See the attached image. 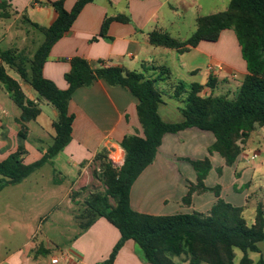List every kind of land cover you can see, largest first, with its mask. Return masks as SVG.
<instances>
[{"label":"crops","instance_id":"0c3cea01","mask_svg":"<svg viewBox=\"0 0 264 264\" xmlns=\"http://www.w3.org/2000/svg\"><path fill=\"white\" fill-rule=\"evenodd\" d=\"M54 1L58 0H4L0 4V51L20 49L9 35L13 28L17 32L24 31L25 40L22 43L26 41L27 31L37 30L34 25L48 28L57 17L55 10L48 5V2ZM76 1L63 0L64 9L69 12ZM229 2L92 0L83 6L70 28L51 45L41 74L59 90H66L65 75L73 58L86 60L92 67H119L124 71L140 73L145 79L156 80L154 86L160 92L157 107L160 119L164 123L181 122L185 91L190 84L197 83V75L203 77L197 83L202 86L200 96H217L221 84L230 86L231 77L238 83L235 90L238 89L247 73L240 58V48L231 30H223L215 42L201 41L183 53L150 44L148 35L157 31L180 42L185 41L195 31L199 17L225 11ZM106 19L111 20L101 36ZM198 57L203 60L197 61ZM202 65L203 70L200 69ZM215 65H221L222 71L211 73L207 70L208 66ZM209 77L215 79L213 89L206 86ZM18 83L26 99L39 104L36 92L28 84ZM181 84L185 87L175 96ZM0 90L11 101L2 85ZM137 106L138 100L128 89L111 85L103 79H96L71 94L67 112L73 120L68 144L20 183L0 189V264H41L44 261L41 256L50 249L38 241L37 235L42 223L48 219L43 217V204L48 203L51 214H55L63 203H66L68 212L85 207L84 200L92 192L86 189L92 185L88 175L91 168L99 171L101 159L109 161L112 158L123 163L124 152L120 147L123 138L143 136ZM39 108V115L25 123L24 137L19 138V109L14 111L11 107L8 110L5 102H0V161L19 152L21 163L30 165L38 162L51 146L55 135L52 124L57 113L48 103L39 104ZM257 129L249 135L231 166H226L217 153L208 152L215 141L209 131L193 127L164 134L152 163L130 188V208L137 213L154 216L206 213L217 199L214 193H194L188 205L183 203V198L188 183H196V172L189 161L207 158L211 169L203 181L204 186H219V198L232 206L241 207L244 218L247 215L245 219L251 223L258 204L264 212V151L256 149L251 154L246 153L251 144L264 145L257 140ZM261 134L264 139V132ZM261 154V163L253 165ZM253 155L255 158H252ZM44 168L48 171L50 189L43 188L38 176L31 178ZM26 181L31 185L24 187ZM72 220L80 231L67 247L61 249L59 256L51 255L50 260L56 258V264H101L106 261L120 239L118 230L102 217H96L85 229H81V222L88 220L82 213L74 214ZM17 229L23 230L25 240L12 249L11 237ZM259 244L262 243L257 244L259 251L253 253L257 256L256 261L250 256L252 252L247 253L252 264L264 260V251ZM50 260L46 264H51ZM174 261L187 264L179 258H174ZM238 261L235 262L234 257L235 264ZM111 264L150 263L144 261L138 246L127 240Z\"/></svg>","mask_w":264,"mask_h":264},{"label":"trees","instance_id":"16d2710c","mask_svg":"<svg viewBox=\"0 0 264 264\" xmlns=\"http://www.w3.org/2000/svg\"><path fill=\"white\" fill-rule=\"evenodd\" d=\"M3 1L0 0V4ZM91 1L77 0L69 12L63 7V0L48 2L57 17L48 28L34 25L43 34L44 41L31 59L16 49L0 51V85L20 111L17 123L21 131L18 137H24L25 123L33 121L40 108L37 102L26 99L7 68L57 113L52 124L55 132L53 142L38 162L22 164L19 152L0 161V189L20 183L68 144L73 120L67 112L71 94L96 79H103L111 85L128 89L138 100L137 113L143 136L123 138L120 147L124 159L119 168L101 159L99 173L106 190L103 194L91 192L84 200V215L88 221L81 225V229L89 226L96 217H102L120 234L109 258L101 264H111L127 240L138 246L144 261L150 264H177L174 258L187 264H235V249L242 254L237 264H252L247 253H257L258 243L264 246L262 206H256L253 221L248 223L241 207L232 206L219 198V186H204L203 181L211 169L207 158L189 161L196 172V183H188L183 198V203L188 205L194 193H214L217 199L206 213L169 216L137 213L129 206V192L136 178L152 163L164 134L193 127L209 131L215 141L208 152L217 153L226 166H231L255 128H264V0H230L225 11L199 17L193 34L182 42L162 32L149 33L150 44L183 53L201 41L215 42L223 30H231L245 63L247 73L231 98L226 94L200 96L202 86L190 84L181 109L183 120L178 123H164L160 119L157 113L160 92L154 86L156 80L145 79L140 73L124 71L119 67H92L86 60L73 58L65 75L66 90H59L42 76L41 69L51 45L70 28L83 6ZM110 20L104 21L101 36ZM116 20L124 21L125 18ZM214 83L215 79L209 77L206 86L213 89ZM184 87V84L178 86L175 96ZM257 264H264V260L260 259Z\"/></svg>","mask_w":264,"mask_h":264},{"label":"rangeland","instance_id":"374dc122","mask_svg":"<svg viewBox=\"0 0 264 264\" xmlns=\"http://www.w3.org/2000/svg\"><path fill=\"white\" fill-rule=\"evenodd\" d=\"M27 38L26 41L24 43L23 40H25V33L24 31H19L17 32L14 28L11 29L10 31V37L12 36V39L15 41L16 46H19V50L23 51L25 56H27L29 59L32 58L34 52L38 49V47L40 46V44L44 41V36L40 31L37 30H33V31H27ZM22 43V44H21ZM15 47V46H14ZM18 50V49H16ZM241 58V57H240ZM199 60H203L199 59V57L197 58V61ZM202 62V61H201ZM201 70H203L204 66H200ZM8 74L17 79L18 82H20L22 85H25V82H23L17 74H15L11 69L7 68ZM202 75H197L195 77V82L200 83L202 81ZM229 85L228 86L226 84H221L220 87L217 89V95H228L229 98L232 97V94L234 93V90L237 88L238 83L236 82V80L231 77L229 80ZM228 91V92H227ZM165 100H167L165 98ZM0 102H5V106L7 107V109L9 110L11 107L14 111H18L17 108L15 106H13V103L8 99V97L5 95L4 91L0 90ZM258 131V137L257 140H259V143H263L264 144V139L261 138L262 134L261 132H264V128L258 127L257 129ZM256 140V142H257ZM260 150V151H264V145H260L257 146L255 144H251L249 145V148L247 149L246 153L251 154L254 150ZM263 160V155L261 154L259 156L258 159H256L254 161V164H259L261 163V161ZM245 166H251V164H245ZM89 178L91 180V186L90 187H86V189H91L92 192L96 193L99 192L100 194H103L105 192V186L103 184V181L100 179V173L96 168H91V170L89 171ZM36 176H38V181L41 182V184H43V188L46 189H50L51 186H49V182H47V176H48V171L47 169H41L39 170L37 173L34 174L33 177L31 178H36ZM31 180V179H28ZM209 181L211 182L212 179H209ZM25 186H30L31 182L26 181V183H24ZM23 187V188H24ZM259 194L261 195L262 193L259 192ZM60 196V195H59ZM61 198V196L59 197V199ZM263 198V195L261 196V199ZM259 199V198H258ZM110 203L113 204L112 200H110ZM50 208V206L48 205V203H44L43 204V217L48 219L42 223L41 227L38 229L37 231V235H38V241L40 243H42V245L44 247H48L50 250L47 251V254L41 256L42 260L41 264H46L47 261L50 260L51 255H55V256H59L60 255V251L61 249H63L64 247H67L68 243H70V241L72 240V238L80 231L79 227L73 222L72 217L73 215H78L79 213H82V215L84 216V219H86L85 217V213L82 212L81 210H84L83 206L80 208V210L78 211H69L66 208V203H63L58 210L55 212V214H51L50 212H48V209ZM248 217L247 215H245V218ZM62 220V221H61ZM84 223V220H82L81 225ZM15 234L12 235L11 237V242H10V247L12 249H14V247H16L17 245L21 244L25 239L23 237V230H14ZM259 246L262 248V250L264 251V248L262 246V244H259ZM241 256V252L238 250H235V262L238 261L239 257ZM251 258L253 260L256 261L257 256L255 254H250ZM48 259V260H47ZM51 261V260H50ZM51 263V262H50Z\"/></svg>","mask_w":264,"mask_h":264},{"label":"built area","instance_id":"2783aa9c","mask_svg":"<svg viewBox=\"0 0 264 264\" xmlns=\"http://www.w3.org/2000/svg\"><path fill=\"white\" fill-rule=\"evenodd\" d=\"M207 70L210 71L211 73H217V72L222 71V66L221 65L208 66ZM252 158H255V155H253ZM109 163L113 167H117V166L122 165L121 164L122 163L121 160H114L112 158L109 160ZM56 263H57V259L56 258L51 259V264H56Z\"/></svg>","mask_w":264,"mask_h":264},{"label":"water","instance_id":"95a60500","mask_svg":"<svg viewBox=\"0 0 264 264\" xmlns=\"http://www.w3.org/2000/svg\"><path fill=\"white\" fill-rule=\"evenodd\" d=\"M38 101H39V104H42V105H43L44 103H47L43 98H39Z\"/></svg>","mask_w":264,"mask_h":264}]
</instances>
